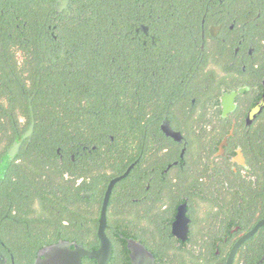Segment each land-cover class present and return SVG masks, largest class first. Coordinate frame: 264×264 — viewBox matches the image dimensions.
Returning a JSON list of instances; mask_svg holds the SVG:
<instances>
[{"label":"flooded vegetation","instance_id":"1","mask_svg":"<svg viewBox=\"0 0 264 264\" xmlns=\"http://www.w3.org/2000/svg\"><path fill=\"white\" fill-rule=\"evenodd\" d=\"M141 2L102 64L99 41L87 61L85 40L68 39L84 0H0V90L24 95L23 106L4 105L12 124L27 126L9 146L0 135V264H34L52 245L43 242L54 212L79 222L80 242H66L99 250L108 186L124 175L105 213L108 264H133L137 248L154 264H264V0H179L168 16L175 39L153 24L164 8ZM53 74L66 117L75 108L93 123L79 139L100 142L66 135L57 175L33 165V133L8 157ZM101 121L130 127L124 150L121 132H100ZM54 193L64 202L54 205Z\"/></svg>","mask_w":264,"mask_h":264},{"label":"trees","instance_id":"2","mask_svg":"<svg viewBox=\"0 0 264 264\" xmlns=\"http://www.w3.org/2000/svg\"><path fill=\"white\" fill-rule=\"evenodd\" d=\"M86 7L83 11L76 12L73 14L74 29H70L68 33V39L73 40L75 44L78 45V40L84 39L88 49L81 52L86 57L96 54L93 46L96 40L99 41L100 51L99 54L104 56L101 59V63L106 62V56L111 53L112 38L114 32L118 30L119 24H127L130 17L134 15V10L130 7H136L141 5V0H84ZM179 4V0H148V5L152 7L161 6L163 7V14L165 15L163 21L160 23L157 20L153 24L158 28V24L162 26L159 28L158 33L160 38L175 39L178 38L177 35L173 34L176 30V20L169 15H173L175 12L171 9ZM187 4V3H185ZM155 16L160 14L154 11ZM172 32V33H171ZM76 45V46H77ZM51 78V77H50ZM72 78L77 79L78 77L72 76ZM56 79H61V74H53L51 90L47 93L39 94L38 100H35L34 113H35V127L34 136L36 143L37 153L35 158L33 157V165L36 167L45 168L49 166L53 174H58L60 172L59 164L56 160V150L63 149L66 143V135L70 136V144L83 143L86 146L96 145L100 143L99 141L93 142L88 139L81 140L79 138L85 137L90 131H93V123L90 122V118H81V110L71 108L69 112L71 116L66 117L65 107L62 102L65 100V88L63 83L56 82ZM48 85V84H47ZM73 86L80 85L78 82H73ZM24 95L18 93L13 89L12 86L5 83L3 88L0 90V119L6 118L9 122H0V135H3V143L7 146L11 145L18 135H21L27 126L24 125H14L11 121L10 112L5 108V104H11L13 102H18L20 104L25 103L26 99L23 98ZM44 104V106H42ZM9 112V113H8ZM100 132L106 130V133L121 132L119 140V146L121 149H125L127 142L122 135L127 136L129 133V126L124 124L110 125L103 123L101 121ZM114 133V134H113ZM118 135V133H116ZM116 136V135H115ZM1 138V137H0ZM43 153V156L41 155ZM38 183V181L36 180ZM56 179L53 178L52 188L55 187ZM59 185V184H58ZM58 187V186H57ZM63 199L57 197L56 193L53 194V204L60 205ZM69 210V208L67 207ZM70 212H68L69 214ZM75 215V213L73 214ZM63 222H67L63 225ZM78 220L75 216H66L65 220L58 218L57 214L54 212L52 215V234L48 237L43 244L49 245L57 243L59 240L64 241H77L80 242L78 233ZM29 239V237H28ZM21 240H24L22 238ZM28 241V240H27ZM23 242V241H22ZM21 247L23 246L20 243Z\"/></svg>","mask_w":264,"mask_h":264},{"label":"water","instance_id":"3","mask_svg":"<svg viewBox=\"0 0 264 264\" xmlns=\"http://www.w3.org/2000/svg\"><path fill=\"white\" fill-rule=\"evenodd\" d=\"M31 103V100H30ZM32 122L28 131L24 134L19 143H15L12 148L9 150L8 157L9 160L18 154L19 149L22 145V142L28 139L34 130L35 121L34 113L32 106H30ZM126 175L113 180L109 186L104 199L103 208H102V217L100 219V228H99V238L101 241V247L97 251H86L83 247L79 246L76 243H70L66 241H59L55 244L45 246L42 248L35 260L34 264H81L83 257H88L89 259L97 260L98 264H108L112 255V247L110 242L105 236L104 230L106 227V209L108 201L111 195V191L114 185ZM132 263L133 264H154L152 255L148 254L142 248H137V250L132 251Z\"/></svg>","mask_w":264,"mask_h":264}]
</instances>
